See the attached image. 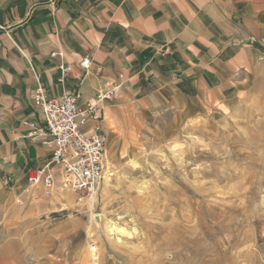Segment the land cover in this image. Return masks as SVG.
<instances>
[{"label":"rangeland","instance_id":"rangeland-1","mask_svg":"<svg viewBox=\"0 0 264 264\" xmlns=\"http://www.w3.org/2000/svg\"><path fill=\"white\" fill-rule=\"evenodd\" d=\"M215 5L212 81L129 109L92 200L38 226L0 212V264H264V0Z\"/></svg>","mask_w":264,"mask_h":264},{"label":"crops","instance_id":"crops-1","mask_svg":"<svg viewBox=\"0 0 264 264\" xmlns=\"http://www.w3.org/2000/svg\"><path fill=\"white\" fill-rule=\"evenodd\" d=\"M215 2L227 7L239 0H0V212L16 214L13 226L22 227L24 218L38 226L65 210L71 197L28 186V174L52 155L50 147L24 137L25 122L42 119L31 98L37 84L53 98L77 90L85 106L124 75L120 97L85 127L110 141L129 109L148 103L169 111L171 101L212 81L225 34L223 8ZM203 45L213 47L206 52ZM53 52L63 53L71 67L64 82ZM87 58L88 73L80 67Z\"/></svg>","mask_w":264,"mask_h":264},{"label":"built area","instance_id":"built-area-1","mask_svg":"<svg viewBox=\"0 0 264 264\" xmlns=\"http://www.w3.org/2000/svg\"><path fill=\"white\" fill-rule=\"evenodd\" d=\"M50 57L60 59V81L64 82L72 71L62 62L64 54L53 52ZM91 66L88 58L80 63L87 73ZM123 88L124 75L120 74L117 82L109 83L81 106L79 91L53 98L37 84L31 98L42 119L25 122L27 133L24 137L50 147L52 155L45 166L28 174L29 187H42L47 196L60 190L79 197V200L94 198L105 178L109 138L102 132H87L85 127L91 120L101 118L104 104L117 100Z\"/></svg>","mask_w":264,"mask_h":264},{"label":"bare ground","instance_id":"bare-ground-1","mask_svg":"<svg viewBox=\"0 0 264 264\" xmlns=\"http://www.w3.org/2000/svg\"><path fill=\"white\" fill-rule=\"evenodd\" d=\"M120 233L125 234V231L124 230H120Z\"/></svg>","mask_w":264,"mask_h":264}]
</instances>
